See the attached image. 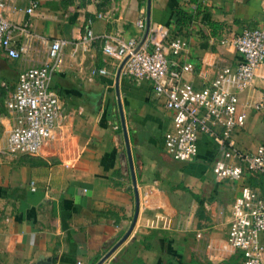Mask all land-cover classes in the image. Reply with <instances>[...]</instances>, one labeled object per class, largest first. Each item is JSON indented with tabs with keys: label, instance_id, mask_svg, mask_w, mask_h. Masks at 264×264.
<instances>
[{
	"label": "crops",
	"instance_id": "1",
	"mask_svg": "<svg viewBox=\"0 0 264 264\" xmlns=\"http://www.w3.org/2000/svg\"><path fill=\"white\" fill-rule=\"evenodd\" d=\"M30 1L5 0L4 17L49 40L85 26L96 38L85 50L74 44L63 48L49 83L61 106L58 136L35 154L5 150L14 119L5 101L22 62L0 50V264H94L124 234L134 212L127 160L123 165L120 157L118 63L101 51L99 36L138 41L143 28L135 22L144 26L146 0H34L38 6L27 14ZM176 7L194 15L187 26L176 25ZM151 23L167 26L164 41H184L177 55L167 56L168 66L190 63L183 78L198 89L221 67L233 70L241 61L228 40L243 28L264 25V0H150ZM21 34L13 33L14 44ZM100 67L105 74H91ZM223 83L232 88V73ZM118 99L138 207L128 236L101 264H237L239 253L209 257L205 245L225 238L240 185L264 194V177L247 176L236 184L217 179L211 172L216 147L202 134L190 161L171 158L163 148L170 113L153 96L149 80L120 73ZM259 99L264 102V60L250 88L237 93L244 122L232 136L244 151L264 143V111L252 107Z\"/></svg>",
	"mask_w": 264,
	"mask_h": 264
},
{
	"label": "built area",
	"instance_id": "2",
	"mask_svg": "<svg viewBox=\"0 0 264 264\" xmlns=\"http://www.w3.org/2000/svg\"><path fill=\"white\" fill-rule=\"evenodd\" d=\"M4 6L5 0H0V50L6 57L22 62L15 87L5 101L14 119L4 147L9 154H35L45 142L58 136L61 106L49 83L63 48L74 44L85 50L96 35L85 26L82 32L76 29L69 37L49 40L8 21L3 15ZM37 6L31 0L25 12L31 14ZM135 25L143 28L141 20H136ZM14 32L22 33L18 44H14ZM167 32L165 25L149 24L143 44L134 52L138 42L135 38L101 34V51L117 63L130 54L120 73L150 81L153 96L161 98L163 108L170 113L172 127L163 133V148L171 158L190 161L196 154V139L202 134L216 147L211 172L217 179L264 177V143L257 144L253 151H244L236 146L232 136L244 122L243 113L236 108L237 93L250 88L255 71L264 60V25L243 28L232 36L228 42L241 61L233 70L221 67L217 76L198 89L183 78V73L191 70L190 63L169 68L167 56L177 55L184 41L178 37L164 41ZM95 73L105 74L106 69H92L91 74ZM230 73L234 83L232 88H226L224 76ZM252 107L264 111L263 100L254 101ZM228 216L225 238L206 243L208 256L239 253L237 264H264V194L242 183Z\"/></svg>",
	"mask_w": 264,
	"mask_h": 264
},
{
	"label": "water",
	"instance_id": "3",
	"mask_svg": "<svg viewBox=\"0 0 264 264\" xmlns=\"http://www.w3.org/2000/svg\"><path fill=\"white\" fill-rule=\"evenodd\" d=\"M150 24V0L145 1V18H144V26H143V31L141 34V37L139 38L136 46L132 50V52L136 51L144 42L145 37L148 32ZM130 54H127L124 56L120 62L118 63L115 73H114V90H115V95H116V100L118 104V110H119V120H120V125H121V130H122V137H123V144H124V153L120 154L122 163L124 165V159L126 158V164L124 165V172L128 171L130 180H131V187H132V192H133V201H134V212L130 221V224L128 228L125 230L124 234L116 241L114 242L108 250L94 263V264H101L117 247L118 245L128 236L134 222L136 219V213H137V207H138V198H137V192H136V185H135V179H134V174L132 170V164L130 161V153H129V148H128V141L126 137V131H125V126H124V121L122 118V113L120 109V101L118 99V78L121 72V68L125 60L128 58ZM37 264H48V262H38Z\"/></svg>",
	"mask_w": 264,
	"mask_h": 264
},
{
	"label": "trees",
	"instance_id": "4",
	"mask_svg": "<svg viewBox=\"0 0 264 264\" xmlns=\"http://www.w3.org/2000/svg\"><path fill=\"white\" fill-rule=\"evenodd\" d=\"M191 1L195 2V0H191ZM193 17H194V15L192 13H190L187 10H184L181 7H176L174 10L175 23L179 27L187 26ZM251 183H252V185L257 184V182H251ZM261 186H262V184H258V187H261Z\"/></svg>",
	"mask_w": 264,
	"mask_h": 264
},
{
	"label": "rangeland",
	"instance_id": "5",
	"mask_svg": "<svg viewBox=\"0 0 264 264\" xmlns=\"http://www.w3.org/2000/svg\"><path fill=\"white\" fill-rule=\"evenodd\" d=\"M222 180H226V179H222ZM226 181H228V182H232V183H234V184H236V182H238L239 183V181L241 182V180H235V181H231V180H226ZM241 184V183H240Z\"/></svg>",
	"mask_w": 264,
	"mask_h": 264
}]
</instances>
